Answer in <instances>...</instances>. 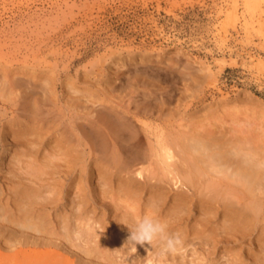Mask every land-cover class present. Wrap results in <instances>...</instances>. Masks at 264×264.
Instances as JSON below:
<instances>
[{
  "label": "bare ground",
  "instance_id": "6f19581e",
  "mask_svg": "<svg viewBox=\"0 0 264 264\" xmlns=\"http://www.w3.org/2000/svg\"><path fill=\"white\" fill-rule=\"evenodd\" d=\"M259 1L244 4L264 37ZM36 51L0 52V264H121L128 228L149 211L181 234L184 251L154 259L156 243L137 245L129 264L184 259L194 241L195 259L222 253L242 264L243 240L248 264H264V105L231 100L225 117L174 125L167 101L136 81L127 101L72 85L61 101L55 70Z\"/></svg>",
  "mask_w": 264,
  "mask_h": 264
},
{
  "label": "rangeland",
  "instance_id": "374dc122",
  "mask_svg": "<svg viewBox=\"0 0 264 264\" xmlns=\"http://www.w3.org/2000/svg\"><path fill=\"white\" fill-rule=\"evenodd\" d=\"M252 12L244 0H0V52L20 59L40 50L38 57L55 70L61 101L72 92L67 85L96 97L107 89L127 101V88L136 81L138 91L149 89L155 101H167L174 125L202 114L208 122L215 113L225 117L231 100L255 110L264 105V37ZM140 92L129 99L142 101ZM87 106L93 115L99 110L97 103ZM258 118L264 123V116ZM192 244L184 259L165 264H228L222 253L195 259L190 249L197 242ZM248 244L237 246L242 264L250 263Z\"/></svg>",
  "mask_w": 264,
  "mask_h": 264
},
{
  "label": "clouds",
  "instance_id": "9594fccd",
  "mask_svg": "<svg viewBox=\"0 0 264 264\" xmlns=\"http://www.w3.org/2000/svg\"><path fill=\"white\" fill-rule=\"evenodd\" d=\"M125 223L126 221L121 224L125 225ZM96 226L99 227V225ZM128 230L129 235L125 243L117 250L121 253V264H129V257L136 252L137 245L156 243L158 250L153 254L154 259L175 254L183 249L184 240L181 234L170 232L168 222L159 219L154 211L137 216L134 224ZM131 264H136V260H132Z\"/></svg>",
  "mask_w": 264,
  "mask_h": 264
}]
</instances>
